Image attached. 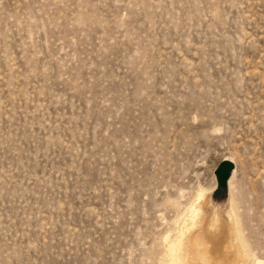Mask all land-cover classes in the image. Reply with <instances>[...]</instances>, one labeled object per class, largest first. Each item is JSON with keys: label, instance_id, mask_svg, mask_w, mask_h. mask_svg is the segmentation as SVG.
Returning <instances> with one entry per match:
<instances>
[{"label": "rangeland", "instance_id": "obj_1", "mask_svg": "<svg viewBox=\"0 0 264 264\" xmlns=\"http://www.w3.org/2000/svg\"><path fill=\"white\" fill-rule=\"evenodd\" d=\"M214 186L264 264V0H0V264H170Z\"/></svg>", "mask_w": 264, "mask_h": 264}, {"label": "bare ground", "instance_id": "obj_2", "mask_svg": "<svg viewBox=\"0 0 264 264\" xmlns=\"http://www.w3.org/2000/svg\"><path fill=\"white\" fill-rule=\"evenodd\" d=\"M232 184L231 181V193L235 189H232ZM215 189L216 186L211 190H199L175 241L166 237L170 264H247L249 246L243 236L236 208L231 205L226 219L216 208L208 211Z\"/></svg>", "mask_w": 264, "mask_h": 264}]
</instances>
